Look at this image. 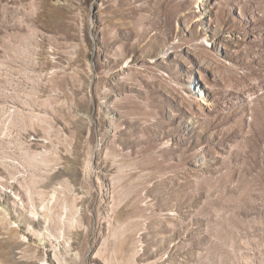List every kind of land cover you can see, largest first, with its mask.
<instances>
[{
	"label": "rangeland",
	"instance_id": "rangeland-1",
	"mask_svg": "<svg viewBox=\"0 0 264 264\" xmlns=\"http://www.w3.org/2000/svg\"><path fill=\"white\" fill-rule=\"evenodd\" d=\"M0 264H264V0H0Z\"/></svg>",
	"mask_w": 264,
	"mask_h": 264
}]
</instances>
